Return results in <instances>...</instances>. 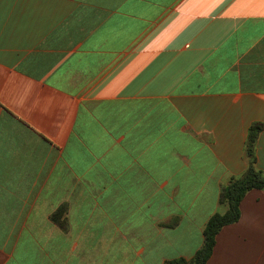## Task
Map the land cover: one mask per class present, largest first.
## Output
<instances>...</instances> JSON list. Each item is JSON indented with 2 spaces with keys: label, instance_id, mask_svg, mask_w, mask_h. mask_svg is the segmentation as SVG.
I'll list each match as a JSON object with an SVG mask.
<instances>
[{
  "label": "crops",
  "instance_id": "1",
  "mask_svg": "<svg viewBox=\"0 0 264 264\" xmlns=\"http://www.w3.org/2000/svg\"><path fill=\"white\" fill-rule=\"evenodd\" d=\"M264 176V0H0V264L190 260ZM206 264H264V191Z\"/></svg>",
  "mask_w": 264,
  "mask_h": 264
},
{
  "label": "trees",
  "instance_id": "2",
  "mask_svg": "<svg viewBox=\"0 0 264 264\" xmlns=\"http://www.w3.org/2000/svg\"><path fill=\"white\" fill-rule=\"evenodd\" d=\"M262 128L261 124H254L249 128L244 147L249 165L239 177L231 178L228 185L221 190L219 203L227 205V211L224 214L216 213L208 219L202 233L201 248L190 260L178 258L164 264H206L212 254L216 235L223 227L239 220L240 203L244 196L251 190L264 191L263 173L254 167L256 141Z\"/></svg>",
  "mask_w": 264,
  "mask_h": 264
}]
</instances>
